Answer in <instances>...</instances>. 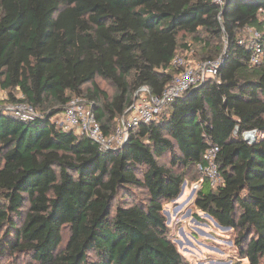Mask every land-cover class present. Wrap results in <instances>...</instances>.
<instances>
[{
    "label": "trees",
    "instance_id": "16d2710c",
    "mask_svg": "<svg viewBox=\"0 0 264 264\" xmlns=\"http://www.w3.org/2000/svg\"><path fill=\"white\" fill-rule=\"evenodd\" d=\"M224 1L0 0V90L40 114L0 113V264H188L164 206L186 183L180 167L201 179L211 146L222 184L205 181L195 206L236 233L243 259L264 264V0ZM249 27L263 34L257 65ZM189 39L211 49L200 62L221 61L218 76L173 98L121 148L54 123L82 98L112 134L141 88L163 96L180 74L174 59L196 58ZM253 130L250 144L242 134Z\"/></svg>",
    "mask_w": 264,
    "mask_h": 264
},
{
    "label": "built area",
    "instance_id": "2783aa9c",
    "mask_svg": "<svg viewBox=\"0 0 264 264\" xmlns=\"http://www.w3.org/2000/svg\"><path fill=\"white\" fill-rule=\"evenodd\" d=\"M219 6H223L224 0H212ZM249 41L254 50L251 62L257 65L263 56V34L256 27L246 28ZM173 65L180 69V74L170 85L163 96H152L147 88H141L137 93L135 103L129 108L126 115L118 119L116 130L112 134L103 131L92 105L82 98L73 99L67 109L53 118L54 123L64 132H75L86 135L90 140L97 143L102 149L117 150L129 139L130 132L141 124H149L156 119V114L173 98L179 97L209 79L218 76L219 59L205 61L193 66L183 57H176ZM17 100L10 101L8 96L4 101L0 100V113L12 116L24 122L36 120L40 114L28 103ZM236 128L234 135H238ZM245 141L252 144L258 137V131H247L242 134ZM218 146H211L204 154V161L198 164L197 169L202 174L201 179L194 185V191H198L201 185L207 181L212 188H218L222 184V177L218 168Z\"/></svg>",
    "mask_w": 264,
    "mask_h": 264
},
{
    "label": "rangeland",
    "instance_id": "374dc122",
    "mask_svg": "<svg viewBox=\"0 0 264 264\" xmlns=\"http://www.w3.org/2000/svg\"><path fill=\"white\" fill-rule=\"evenodd\" d=\"M195 49L196 58L186 57L193 66L201 64L206 50L203 45L196 44L189 39ZM98 84L113 95L114 90L110 85L100 79ZM7 95H2L1 101ZM163 164H169L170 159L161 160ZM180 173L185 174L187 186L184 193L175 201L164 206V216L170 229L171 237L180 253L188 264H249L243 259L235 245L236 233L229 229H223L216 222L202 213L195 206L196 194L194 185L198 180L196 169L186 170L181 167ZM67 240V239H66ZM9 264H24L23 260L11 261Z\"/></svg>",
    "mask_w": 264,
    "mask_h": 264
},
{
    "label": "water",
    "instance_id": "95a60500",
    "mask_svg": "<svg viewBox=\"0 0 264 264\" xmlns=\"http://www.w3.org/2000/svg\"><path fill=\"white\" fill-rule=\"evenodd\" d=\"M186 188V183H184L183 187H182V192L180 194V196L184 193V190ZM195 194V191L193 192V195ZM206 216H208L210 219H212L209 215L206 214ZM213 220V219H212ZM218 226H220L218 223H216ZM221 227V226H220ZM223 229H229V228H224L222 227Z\"/></svg>",
    "mask_w": 264,
    "mask_h": 264
},
{
    "label": "crops",
    "instance_id": "0c3cea01",
    "mask_svg": "<svg viewBox=\"0 0 264 264\" xmlns=\"http://www.w3.org/2000/svg\"><path fill=\"white\" fill-rule=\"evenodd\" d=\"M3 94H4L5 96H6V95L8 96V94H7L6 92L0 90V98H1V99H2V95H3Z\"/></svg>",
    "mask_w": 264,
    "mask_h": 264
}]
</instances>
